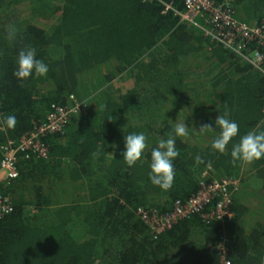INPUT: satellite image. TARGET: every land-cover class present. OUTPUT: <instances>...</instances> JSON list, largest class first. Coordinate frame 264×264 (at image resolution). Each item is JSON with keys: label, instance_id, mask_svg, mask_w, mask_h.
<instances>
[{"label": "trees", "instance_id": "16d2710c", "mask_svg": "<svg viewBox=\"0 0 264 264\" xmlns=\"http://www.w3.org/2000/svg\"><path fill=\"white\" fill-rule=\"evenodd\" d=\"M170 3L183 10L181 0H0V121L17 118L14 129L0 123V160L52 106L81 104L62 133L42 138L48 159L21 156L18 177L0 187L13 204L0 218V264H220L211 247L222 231L230 264H264V159L230 156L240 136L264 129V61L242 62L165 11ZM234 10L252 26L264 20V0H235ZM27 46L49 72L20 81L13 73ZM115 79L133 86L122 95ZM226 112L239 134L221 154L211 148L219 128H199ZM183 122L189 135L176 138L174 183L162 191L149 181L151 149ZM133 132L148 149L129 166L122 153ZM205 172L239 181L233 216L205 223L192 214L154 239L137 209L170 212L196 195Z\"/></svg>", "mask_w": 264, "mask_h": 264}, {"label": "built area", "instance_id": "2783aa9c", "mask_svg": "<svg viewBox=\"0 0 264 264\" xmlns=\"http://www.w3.org/2000/svg\"><path fill=\"white\" fill-rule=\"evenodd\" d=\"M182 11H175L172 4L165 6V11H175L180 21L197 27L211 41L237 55L240 60L259 69L264 61V20L252 26L240 21L235 16V0H181ZM124 89L130 80H119ZM81 112V104L73 99L69 107L52 106L44 122L33 131L18 140H9L2 147L3 156L0 160V187H6L18 177V161L20 157L31 155L47 160L48 149L42 138L49 134L62 133L69 118ZM239 189V181L231 178H211L205 172L199 183L196 195L185 202L175 201L172 210L166 214L139 208L136 215L145 223L156 239L161 233L169 230L178 221L192 214H200L205 223L224 221L233 216L230 210L233 195ZM13 211L11 200L0 192V218ZM228 235L221 232L220 241L212 250L220 255V264H230L227 259L226 242Z\"/></svg>", "mask_w": 264, "mask_h": 264}, {"label": "clouds", "instance_id": "9594fccd", "mask_svg": "<svg viewBox=\"0 0 264 264\" xmlns=\"http://www.w3.org/2000/svg\"><path fill=\"white\" fill-rule=\"evenodd\" d=\"M18 29L14 25H9L7 36L10 41L17 37ZM35 47L27 46L21 49L16 60V67L13 75L20 81H26L34 76H46L49 72V66L42 59L37 58ZM171 121V120H170ZM8 129H14L17 124V118L14 114H9L0 121ZM219 128L218 135L214 138L211 148L221 154H224L228 145L239 134V125L236 121L229 118L228 113L218 115L215 119V126L212 123L202 124L199 128L200 133ZM189 127L185 122L175 123L173 133L166 139H160L158 145L151 149V161L149 171V181L153 186L159 187L162 191H169L174 183L175 168L174 161L179 157L180 151L176 147L177 137H187ZM148 149L147 137L143 132L130 133L124 136V151L122 159L133 166L141 161L145 151ZM232 163L236 162L252 164L264 159V129L249 131L240 136L239 142L232 144L230 152ZM196 162L201 163L199 156Z\"/></svg>", "mask_w": 264, "mask_h": 264}, {"label": "rangeland", "instance_id": "374dc122", "mask_svg": "<svg viewBox=\"0 0 264 264\" xmlns=\"http://www.w3.org/2000/svg\"><path fill=\"white\" fill-rule=\"evenodd\" d=\"M120 81H116V79L113 81L112 85L115 89L119 90L121 92V94H125L126 92H128L132 86H133V82L131 81L130 85L126 86L124 89H118L121 88L123 86V84L119 83Z\"/></svg>", "mask_w": 264, "mask_h": 264}]
</instances>
